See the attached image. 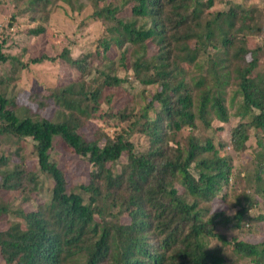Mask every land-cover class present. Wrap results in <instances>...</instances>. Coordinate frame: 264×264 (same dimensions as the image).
I'll return each mask as SVG.
<instances>
[{"label":"trees","instance_id":"trees-1","mask_svg":"<svg viewBox=\"0 0 264 264\" xmlns=\"http://www.w3.org/2000/svg\"><path fill=\"white\" fill-rule=\"evenodd\" d=\"M50 1L28 0L27 11ZM133 1L129 15H118L122 7L113 0H64L71 7L92 4L95 19L114 21L102 58L108 60L115 45L125 70L144 86L157 85L138 112L128 106L103 111V100L113 101L106 91L123 89L127 77L112 73L115 61L108 60L97 67L101 78L88 83L96 71L91 52L59 54L78 76L44 96L53 100L52 112L31 113L0 91V135L17 143L12 156H0V192L23 194L27 187L28 199L39 191L41 181L21 153L29 140L40 169L54 180L49 198L34 210L14 208L0 194V220L12 217L0 229V255L6 264H264V240L229 239L217 231L226 208L206 216L229 196L234 175L232 157L222 154L226 142L217 140L223 124L236 121L229 140L236 152L245 149L251 130L264 137V10L232 0ZM217 3L229 7L215 9ZM45 32L42 25L27 29L34 36ZM249 36L263 39L253 47ZM2 50L0 62H11L12 70L56 59L43 53L23 62ZM9 78L1 77L0 87ZM99 118L126 122V132L113 137L99 130L92 138L80 132ZM216 120L223 124L214 126ZM184 129L189 133L182 142ZM133 133L147 137L143 151L129 139ZM57 145L88 158L89 183L78 190L68 185L51 154ZM123 154L127 161L117 170ZM257 165L254 191L264 198V150ZM246 211L237 212L233 227L243 225ZM256 218L264 221V213ZM227 249L238 260L228 259Z\"/></svg>","mask_w":264,"mask_h":264},{"label":"rangeland","instance_id":"rangeland-1","mask_svg":"<svg viewBox=\"0 0 264 264\" xmlns=\"http://www.w3.org/2000/svg\"><path fill=\"white\" fill-rule=\"evenodd\" d=\"M109 1V0H106ZM115 4L122 7L118 15H129L130 7L134 3L133 0H113ZM2 7L0 15L3 19L0 26L4 27V31L0 29V45L2 51L6 54L18 55L23 62L29 61L31 57L40 54H47L56 57L55 60H45L41 63L29 64L28 67H18L12 70L11 62H0V78L10 76L9 80H5L0 91H5L8 98L15 100L17 106L26 107L31 113L37 111L39 114L52 112L55 105L51 98H44L50 94L51 90L56 86L69 83L78 76L77 70L69 66L67 62L59 56L64 50L68 49L73 57H78L82 53L91 52L94 56L93 62L96 68L93 74L86 77L88 83L91 78H101L99 68H105L108 60H114L112 73L121 77H127V82L123 89H111L106 94H112V103L108 104L106 99L102 102L103 111H115L117 109L128 106L136 109V112L144 105L149 98L150 93L157 89V85H142L133 77L131 70H125L120 64V50L113 45L108 51L106 59L102 58L103 45L102 41L107 40L110 35V27L114 25L112 20L95 19L92 4L84 3L82 8L79 4L71 7L64 0H51L47 7H40L38 10L27 11L28 0H0ZM233 4L242 3L245 6L255 5L264 10V0H232ZM228 3H217L215 9H228ZM32 18H36L33 20ZM264 22V13L261 19ZM45 26L46 32L39 36L30 35L27 29L36 26ZM263 39L262 36L248 37V44L256 46ZM100 55V57H99ZM96 64V65H95ZM260 69H264V53L261 56ZM15 72V73H14ZM235 89L232 86L230 90ZM232 95L230 91L229 97ZM46 102L44 108L39 107L38 101ZM200 123V122H199ZM236 123L231 119L229 123H221L214 121V126L224 125V132L218 136L217 140L226 142L222 150V154H228L233 159L234 175L230 179L227 188L229 196L222 202L214 205H206L209 211L206 213L207 218L214 216L217 210L226 208V217L217 225V231L224 234L227 238L234 237L251 242H259L264 240V221L256 218L260 213H264V198L254 191V179L258 173L257 156L264 150V137L261 138L259 133L251 130V136L246 143L245 149L236 152L231 144L230 130ZM202 127V126H200ZM107 131L111 136L117 135L119 132H126V122H121L112 118H99L91 120L84 128L80 130L88 138L98 136L100 131ZM102 133V131H101ZM189 129H184L179 139L185 142L184 138L188 135ZM213 134V131H206V134ZM4 136V135H2ZM0 135V156L3 153L13 155V151L17 149L15 138L11 135L2 137ZM129 139L134 143L138 151H143L147 144V137L142 133H133L128 135ZM216 140V141H217ZM26 156V164L31 171L36 172L41 184L38 192L28 195L27 187L22 191L0 192L2 198L9 202L14 208L23 206L26 210L36 209L37 202L46 201L54 186V180L48 174L40 169L37 157L33 154V142L29 140L21 151ZM52 157L57 159L59 164L65 169V176L68 185L78 190L77 185L80 183H89V172L92 165L87 157L78 155L62 145H57L51 152ZM16 159V155L13 156ZM127 161L126 154L116 162L115 167L120 169L122 163ZM15 162V161H14ZM13 163V162H12ZM264 178V172L261 174ZM225 188V190H226ZM245 206L246 214L243 216L242 226L240 228L233 227L235 223V215ZM12 217L2 218L0 220V229L8 226ZM128 217L124 215L122 221H127ZM217 239L211 240V244H219ZM228 259L238 260L236 255H232L227 249L224 251ZM242 261L239 260V263ZM0 264H6L0 255Z\"/></svg>","mask_w":264,"mask_h":264},{"label":"crops","instance_id":"crops-1","mask_svg":"<svg viewBox=\"0 0 264 264\" xmlns=\"http://www.w3.org/2000/svg\"><path fill=\"white\" fill-rule=\"evenodd\" d=\"M0 7H2L1 2H0ZM2 9H3V8L0 9V13H1V10H2ZM0 15H3V14H0ZM1 19H3V18L0 16V21H1ZM0 29H1L2 31H4V27H3V26H0Z\"/></svg>","mask_w":264,"mask_h":264}]
</instances>
